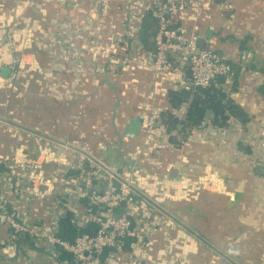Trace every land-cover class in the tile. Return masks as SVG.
<instances>
[{"label":"crops","instance_id":"crops-1","mask_svg":"<svg viewBox=\"0 0 264 264\" xmlns=\"http://www.w3.org/2000/svg\"><path fill=\"white\" fill-rule=\"evenodd\" d=\"M196 1L183 0L174 26L233 64L234 80L214 84L245 117L220 126L211 112L158 145L145 137L149 114L169 110L184 120L192 93L172 101L183 93L177 79L190 77L178 53L183 75L127 58L152 53L139 36L152 0H111L104 19L99 0H0V210L14 205L22 221L49 232L71 210L74 224L94 228L78 170L59 173L50 190L36 184L42 196L12 190L10 174L26 172V160L42 148H61L45 171L69 167L68 142L136 180L130 249L84 264H124L129 256L139 264H264V174L257 170L264 165V0ZM16 21L8 39L5 30ZM206 176L213 188L199 182ZM17 237L0 223V264H75Z\"/></svg>","mask_w":264,"mask_h":264},{"label":"built area","instance_id":"built-area-1","mask_svg":"<svg viewBox=\"0 0 264 264\" xmlns=\"http://www.w3.org/2000/svg\"><path fill=\"white\" fill-rule=\"evenodd\" d=\"M111 0H99L100 18L108 16ZM123 4H129L130 0H120ZM195 3L197 1L195 0ZM183 0H152L149 10L152 11L158 20L157 32L154 36L155 50L152 53L137 55L130 52L129 58L139 65L149 67L157 72H170L184 74L182 64L176 63L171 58L173 53H178L179 58L187 63L191 76L186 79H177L179 89L192 93L197 87L209 86L210 81L217 80L222 75L224 82L232 77L230 64L211 46H198L196 35H187L177 27L176 16ZM18 22L8 27L5 35L10 38ZM5 35L3 38H5ZM4 43L0 40V45ZM145 137L148 141L162 145L164 137L169 133L159 112H151L145 121ZM67 152L73 157L72 162L66 161L69 167L55 168L45 171V162L50 158V153L45 148L40 149L36 158L26 160V172L22 170L10 174L11 186L15 196L22 194L27 188L31 195L40 185L42 177H47L52 183L58 182V175L68 171L67 169L78 170L74 176L86 195L96 205L105 210L93 214L95 223L94 232L77 234L73 240L61 238L57 231H42L32 224L22 221L16 206L0 210V223L10 229V238L16 239L20 234L26 235L29 239L45 244L52 255L58 254L60 248L74 257L75 264H84L93 255L104 248L112 247L119 249V240L130 233L132 224V211L134 196L137 195L136 180L131 175L117 174L108 164L96 158L88 150L78 148L70 143H64ZM142 154V150L137 151ZM51 159V158H50ZM151 161V160H150ZM149 161V162H150ZM207 176L199 179L202 185L206 184ZM210 180V179H209ZM124 264H139L134 256H129Z\"/></svg>","mask_w":264,"mask_h":264},{"label":"trees","instance_id":"trees-1","mask_svg":"<svg viewBox=\"0 0 264 264\" xmlns=\"http://www.w3.org/2000/svg\"><path fill=\"white\" fill-rule=\"evenodd\" d=\"M158 27V20L154 16L151 10H147L140 21V28H139V36L140 41L144 45V47L148 50H151L152 52L155 50V42H154V36L157 32ZM171 58L175 59L174 56L170 55ZM232 70V77L233 80L236 76V68L233 67V64L226 60ZM262 73H264V64L262 67L258 69ZM218 84L224 83V79L216 80ZM215 81V82H216ZM213 82L207 87L203 88H196L192 91V95L189 101V107L186 112V117L184 120L178 119L177 116L173 115L169 110H164L160 113L161 118L163 119L164 124L166 125L168 133H170L172 130L176 129L179 125L181 127L184 126H194L200 124L203 119L205 118V112L207 109H209L212 112L211 122L217 125H225L227 119L229 116L240 118L245 117V112L238 106L237 104L233 103L232 100L227 98V95L224 91H222L221 87H217ZM260 92L264 94V83L259 88ZM226 99V102H223V100ZM183 100V97L181 94L176 95V97L172 100L175 105L177 103L181 102ZM178 103V104H179ZM170 141H173L172 134H169ZM5 166L0 164V170H2ZM136 196H134L135 198ZM82 204L83 206L90 211L91 213H97L99 211L105 210L100 205H96L92 202V200L88 197V195H85L84 198H82ZM74 217V212L71 210H68L62 218L58 220V230L57 235L61 238L73 240L74 237L77 234L84 233V232H90L89 227L90 226H82V225H76L72 221ZM18 239V237H17ZM135 238L131 237L129 235L125 236L124 238L119 240V248L129 250L130 249V243L134 241ZM58 249V256L59 258H65L69 261H73L74 257L72 254L60 249ZM111 250L110 248H104L99 253L100 256L104 257L106 253Z\"/></svg>","mask_w":264,"mask_h":264},{"label":"water","instance_id":"water-1","mask_svg":"<svg viewBox=\"0 0 264 264\" xmlns=\"http://www.w3.org/2000/svg\"><path fill=\"white\" fill-rule=\"evenodd\" d=\"M198 46L200 45V46H203L202 45V43H199V41H198ZM7 69L8 68H4L3 70H5V71H7ZM189 72V75L191 76V72L190 71H188ZM221 79H223V76L222 75H218L217 76V80H221ZM214 81L213 80H211L210 81V83L212 84ZM198 89L200 88V87H197ZM182 96H183V98H185V99H188L189 98V96H190V92L189 91H183V93H182ZM210 116H211V111L209 110V109H207L206 110V112H205V118L206 119H209L210 118ZM50 147V146H49ZM48 150V152L50 153V158H48V160L47 161H45V162H49V161H56L57 160V155L59 154V152L61 151V148H58V152L55 150V149H52L51 147H50V149H47ZM46 166V165H45ZM44 169H45V167H44ZM46 170V169H45ZM257 170H258V173L259 174H264V165H258L257 166ZM177 172H178V169L176 168V167H172V168H170L169 169V171H168V174H169V176L170 177H176L177 176ZM40 184H46V186H47V189H51L52 187V181L51 180H48L47 179V177H42L41 178V181H40ZM49 190H46V191H48V192H46V193H49ZM43 194H45V191L44 192H42V190H41V188H37L36 190H35V196H42ZM83 226V225H82ZM85 226V225H84ZM90 232H94V228H90ZM110 249H112V247H109Z\"/></svg>","mask_w":264,"mask_h":264},{"label":"rangeland","instance_id":"rangeland-1","mask_svg":"<svg viewBox=\"0 0 264 264\" xmlns=\"http://www.w3.org/2000/svg\"><path fill=\"white\" fill-rule=\"evenodd\" d=\"M120 1V0H119ZM130 1H132V0H130ZM194 2H195V0H194ZM130 4V3H129ZM128 5V4H127ZM5 33H6V30H5ZM68 143V142H67ZM215 184V183H214ZM202 185V184H201ZM216 185V184H215ZM202 186H205V188L206 187H211V188H213V182H211V180H209V179H207L206 180V184L205 185H202Z\"/></svg>","mask_w":264,"mask_h":264}]
</instances>
